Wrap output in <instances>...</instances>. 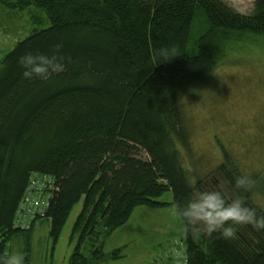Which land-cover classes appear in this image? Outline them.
Instances as JSON below:
<instances>
[{
  "label": "trees",
  "instance_id": "obj_1",
  "mask_svg": "<svg viewBox=\"0 0 264 264\" xmlns=\"http://www.w3.org/2000/svg\"><path fill=\"white\" fill-rule=\"evenodd\" d=\"M0 4L39 7L50 21L17 40L0 60V259L13 234L29 232L37 220L26 230L12 224L33 174L52 178L56 187L38 218L48 220L54 242L81 200L69 234L68 264L119 259L122 248L105 252L104 242L135 207L172 203L178 213L193 189L202 190L181 163L180 149L191 151L182 97L205 82L232 49L264 45V0L249 14L226 0ZM56 44L66 58L63 71L47 80L23 79L18 57L28 51L50 54ZM161 48L174 49L176 56L163 61ZM225 157L211 171L212 180L232 196L233 177L240 173ZM166 190L172 201L157 200ZM241 194L264 215L252 203L251 189ZM179 217L177 238L187 264H264V231L242 225L230 239L217 233L194 239Z\"/></svg>",
  "mask_w": 264,
  "mask_h": 264
},
{
  "label": "rangeland",
  "instance_id": "obj_2",
  "mask_svg": "<svg viewBox=\"0 0 264 264\" xmlns=\"http://www.w3.org/2000/svg\"><path fill=\"white\" fill-rule=\"evenodd\" d=\"M226 1L235 10L249 14L258 0ZM49 24L39 7L14 10L0 4V60L33 28ZM197 34L194 30L192 36ZM182 107L188 117L191 151L180 149V156L191 180L199 179L202 190L222 188L218 179L212 180L211 171L227 155L240 175L254 181L251 201L264 211V45L246 44L229 51L205 82L182 97ZM156 199L171 202L172 193L166 190ZM80 208L81 200L71 209L56 242L49 235L48 220L37 219L29 232L13 234L8 254L22 253L24 264H68L72 250L69 234ZM181 222L172 203L162 208L137 206L127 222L106 238L104 248L122 246L123 264H148L158 246L170 244L162 242L164 231L171 226L174 235L181 236ZM82 252L87 255L88 246Z\"/></svg>",
  "mask_w": 264,
  "mask_h": 264
},
{
  "label": "clouds",
  "instance_id": "obj_3",
  "mask_svg": "<svg viewBox=\"0 0 264 264\" xmlns=\"http://www.w3.org/2000/svg\"><path fill=\"white\" fill-rule=\"evenodd\" d=\"M61 47L56 44L50 54L28 51L20 55L17 63L22 69V78L47 80L52 74L63 71L66 58L60 53ZM174 52V49L158 50L163 61L176 56ZM253 183L249 176H234L235 191L232 196L226 195L222 188L193 189L187 202L178 208L179 215L190 226L193 238L217 233L224 239H230L236 234L237 227L242 225L250 226L255 231H264V215L250 207L241 194L249 191ZM0 264H24V256L13 252L0 259Z\"/></svg>",
  "mask_w": 264,
  "mask_h": 264
},
{
  "label": "built area",
  "instance_id": "obj_4",
  "mask_svg": "<svg viewBox=\"0 0 264 264\" xmlns=\"http://www.w3.org/2000/svg\"><path fill=\"white\" fill-rule=\"evenodd\" d=\"M28 182L29 186L12 222L14 227L23 230L29 229L36 219L43 216L48 199L56 189L53 179L47 176L33 174ZM163 261L187 264L185 247L178 238L172 240L166 249H158L151 264H162Z\"/></svg>",
  "mask_w": 264,
  "mask_h": 264
},
{
  "label": "crops",
  "instance_id": "obj_5",
  "mask_svg": "<svg viewBox=\"0 0 264 264\" xmlns=\"http://www.w3.org/2000/svg\"><path fill=\"white\" fill-rule=\"evenodd\" d=\"M159 208H162V207H159ZM176 209V208H175ZM152 212V211H151ZM176 212H177V210H176ZM147 214H150V212L149 211H147ZM152 214H155V213H153L152 212ZM178 214V213H177ZM179 216V215H178ZM122 226V225H121ZM120 226V227H121ZM120 227H118V228H120ZM118 228L117 229H115L109 236H108V238H110L113 234H114V232H116V230H118ZM154 229H159V228H156L155 226H154ZM163 229V228H162ZM162 242L163 243H165L166 245H168L172 240H174V239H176L177 237H180V236H175L174 235V232H173V230H172V228H171V226H170V230L169 231H164L163 233H162ZM106 241V240H105ZM125 245V244H124ZM169 246V245H168ZM167 246V247H168ZM105 247V242H104V246H103V249H104V251L105 252H109V251H111L112 249H114V248H122V246H111V247H109L108 249L106 248H104ZM165 247V246H164ZM161 247V246H158L156 249H155V253H154V255L153 256H151L150 257V259H149V261H148V264H150L151 263V261H152V259H153V257L155 256V254H156V252L158 251V249H166L167 247ZM122 252V251H121ZM124 258H125V253H122V257L121 258H119V259H116V260H107V261H103V262H100V263H97V264H110V263H113V264H123V260H124ZM162 264H171V261H163L162 262Z\"/></svg>",
  "mask_w": 264,
  "mask_h": 264
}]
</instances>
